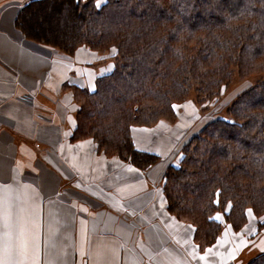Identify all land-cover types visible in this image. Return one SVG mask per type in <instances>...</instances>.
<instances>
[{"label": "trees", "instance_id": "16d2710c", "mask_svg": "<svg viewBox=\"0 0 264 264\" xmlns=\"http://www.w3.org/2000/svg\"><path fill=\"white\" fill-rule=\"evenodd\" d=\"M15 25L65 55L96 53L104 72L92 88L65 84L77 104L71 138L144 172L162 158L136 149L131 127L173 122L195 93L202 123L160 178L167 211L194 226L200 248L226 225L243 229L248 209L264 215V0H27ZM234 72L258 78L224 101ZM245 264H264V252Z\"/></svg>", "mask_w": 264, "mask_h": 264}, {"label": "crops", "instance_id": "0c3cea01", "mask_svg": "<svg viewBox=\"0 0 264 264\" xmlns=\"http://www.w3.org/2000/svg\"><path fill=\"white\" fill-rule=\"evenodd\" d=\"M25 1L0 0V264L6 233L24 264H245L249 239L228 225L199 247L194 226L166 209L161 170L71 138L77 104L65 84L92 88L97 57L76 50L82 62L70 63L27 39L15 25ZM130 133L138 150H170L151 128ZM252 244L264 252V233Z\"/></svg>", "mask_w": 264, "mask_h": 264}, {"label": "rangeland", "instance_id": "374dc122", "mask_svg": "<svg viewBox=\"0 0 264 264\" xmlns=\"http://www.w3.org/2000/svg\"><path fill=\"white\" fill-rule=\"evenodd\" d=\"M51 48V47H50ZM54 51L63 53L60 49L53 48ZM83 47L78 48L79 55L77 56L78 60L81 59H87L89 56H87L88 51ZM94 54V57L98 56L95 52H91ZM74 55V54H73ZM66 56L67 60L70 63H80L82 61H76L74 56ZM101 60H97L95 62V69L99 70L101 69V72H104V65L100 63ZM98 73V72H97ZM264 75V74H263ZM262 75V76H263ZM261 77V76H260ZM257 76L251 77L248 80H243L238 78L236 72L232 74L231 82L228 86V89L223 94L224 101H228L230 96H233L236 94L240 88L245 87L248 84H253L255 80H257ZM176 111H177V118L173 122H169L166 120H159L155 124L151 126H145L148 128H151L154 133H157L159 136H162L163 138H168L167 144H170V150H167L166 153L163 156H159L162 158V161L158 163L157 166L152 167V174H156L157 172L160 173V170L162 167L166 165L167 162H176V160L179 159L180 154H177L179 148L181 145H179L185 137L189 134V132L196 130L200 127V124L202 123L201 120L204 117L202 110L200 109V106L195 101V93L191 91L189 93L188 99L184 101L181 104H176ZM215 113H224V108L221 106L219 108H210V111L207 113L208 115H214ZM200 118L201 120L199 122H196V118ZM184 138V139H183ZM179 145V146H178ZM216 216L219 218L220 214H216ZM262 222L261 229H257L256 222L260 224ZM246 221L248 222L246 226L243 227V229L239 230V232H242V235L247 237L248 240V247L247 249H250L245 256L244 260L245 263L251 260L256 255V250L250 248L252 246V239L257 238L259 235H262L264 233V215H262L260 218H255L253 212L248 209L247 210V216ZM256 221V222H255ZM225 227V226H224ZM223 227V228H224ZM234 231V230H233ZM238 232V231H235ZM244 263V262H243Z\"/></svg>", "mask_w": 264, "mask_h": 264}, {"label": "snow or ice", "instance_id": "6c2138e0", "mask_svg": "<svg viewBox=\"0 0 264 264\" xmlns=\"http://www.w3.org/2000/svg\"><path fill=\"white\" fill-rule=\"evenodd\" d=\"M7 239L3 245V254L6 257L3 260V264H24L23 259H16L17 256L22 255L21 252L18 250L16 244L13 243L11 234L6 233Z\"/></svg>", "mask_w": 264, "mask_h": 264}]
</instances>
